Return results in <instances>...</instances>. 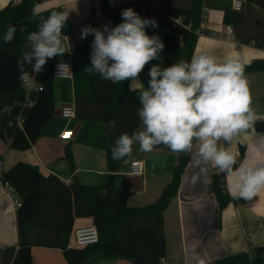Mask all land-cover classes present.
Wrapping results in <instances>:
<instances>
[{
    "label": "trees",
    "instance_id": "obj_1",
    "mask_svg": "<svg viewBox=\"0 0 264 264\" xmlns=\"http://www.w3.org/2000/svg\"><path fill=\"white\" fill-rule=\"evenodd\" d=\"M39 1L12 0L0 8V92L22 94L26 91L17 68V60L24 53L21 46L27 42L28 36L22 31L21 22L34 13ZM101 8L114 21L122 20L121 12L126 8L134 9L142 19L154 18L158 27H148L146 32L149 36L165 30L164 56L146 65L143 69L146 74L149 75L152 64L168 67L180 59L191 60L200 33L204 0H133L117 6H111L108 0H101ZM224 22L232 25L240 43L264 48V0H246L241 11L226 10ZM9 25L15 26L16 33L10 43H5L2 36ZM89 25L99 28L95 18L89 19ZM93 39L89 35L71 52L74 102L78 119L99 121L108 133V180L101 185L66 184L57 176L44 174L25 161L3 170L1 179L13 185L21 206L17 209L19 248H0V264H32L33 246L61 248L68 264H91L100 259L116 258H126L134 264H163L167 252L164 211L178 194L189 156L179 153L180 161L173 170L172 179L156 200L144 205L128 204L131 191L115 183V172L123 159H112L111 146L122 132L131 134L140 125L137 115L139 89H131L130 80L114 84L98 73L83 71L91 64ZM239 61L244 73L264 71V58L250 63ZM26 69L31 72L30 66L26 65ZM34 77L43 88L37 102L24 109L22 126L16 129L11 141L15 149L30 148L54 112L53 78L46 67ZM112 120L116 122L115 127L109 125ZM255 128L264 132V121H257ZM156 147L169 150L164 145ZM135 152L136 146L132 154ZM244 153L242 143L237 166ZM66 158L74 167L69 147ZM224 180L221 174H214L212 179L211 190L216 196L219 211L231 201H245L233 198L225 189ZM82 216L93 218L92 222L99 231V241L84 247L70 246L75 218ZM263 251L262 247H254V252L258 254ZM242 260L238 257L233 264Z\"/></svg>",
    "mask_w": 264,
    "mask_h": 264
},
{
    "label": "crops",
    "instance_id": "obj_2",
    "mask_svg": "<svg viewBox=\"0 0 264 264\" xmlns=\"http://www.w3.org/2000/svg\"><path fill=\"white\" fill-rule=\"evenodd\" d=\"M12 0H0V8ZM16 1V0H13ZM109 1V0H108ZM133 0H112L111 6H117ZM233 0H204L203 17L199 37L193 55L210 54L218 60L234 57L245 63L264 58V48L253 44L240 43L235 32H227L224 22L226 10H234ZM97 5L96 9H93ZM53 11L69 13V20L63 28V34L69 37L65 42L66 52L62 57L51 58L45 67L54 83V112L50 120L42 128L36 142L28 149H15L11 146L12 138L23 123V112L26 106H33L39 97L36 87L27 89L22 94L0 92V179L3 170L11 168L19 161H25L44 174H53L66 184L80 182L90 185H101L108 180L109 168L106 148L109 136L103 124L96 120H80L77 117L66 119L61 108L74 103L73 79L54 78L52 67L54 62L71 55L80 39L81 28L89 25V19L95 18L97 23L111 19L101 8V0H40L34 13L22 20L21 27L25 34L38 30L43 20ZM114 26L121 21H114ZM163 43L165 30H159ZM23 52L30 51L31 46L24 42ZM164 56V49L159 54ZM249 81L252 97V108L257 119L250 129L234 137L225 145L238 158L241 144L245 146L242 161L246 165L264 162V132L255 128L257 121H264V71L244 73ZM149 75L142 71L138 80L148 86ZM129 82L131 89H139L140 82ZM39 84V83H37ZM41 85V84H39ZM73 129L71 139H63L60 133L64 129ZM140 128V125L136 130ZM135 130V131H136ZM223 143V141H221ZM136 152L122 160L115 172V183L118 187L131 191L128 198L130 206L144 205L153 202L171 181L173 170L180 161V154L155 147L151 152ZM71 149L74 167L66 158L67 148ZM141 159L144 172L140 176L131 174V162ZM239 163V164H240ZM239 166V165H238ZM207 176L199 174L193 166L191 158L187 160L181 178L179 191L164 211V230L167 241V252L163 264H233L234 259L242 258L237 264H264V251L254 252V247L264 249V190L252 200L228 203L219 211L218 202L211 190L212 179L219 169L207 165ZM199 178L193 182V177ZM133 177V178H132ZM224 186L230 177L224 176ZM132 185L137 187H131ZM14 198L0 185V248H19L18 217ZM90 216L76 217L72 230L70 246L75 230L78 227L93 223ZM195 245V248H193ZM32 264H68L61 248L33 246L31 248ZM91 264H134L126 258L100 259Z\"/></svg>",
    "mask_w": 264,
    "mask_h": 264
},
{
    "label": "clouds",
    "instance_id": "obj_3",
    "mask_svg": "<svg viewBox=\"0 0 264 264\" xmlns=\"http://www.w3.org/2000/svg\"><path fill=\"white\" fill-rule=\"evenodd\" d=\"M121 17L122 22L114 27L88 25L80 32L81 40L94 37L91 64L83 71L98 73L114 84L139 81L145 66L159 60L165 47L158 34L149 36L146 32L148 27H158L154 18L142 19L132 8L123 9ZM68 20V12L53 11L38 30L28 34L31 50L17 60L22 83H30L43 72L49 59L68 52L65 42L69 37L62 31ZM15 33V26L9 25L2 40L10 43ZM57 69V76H62L69 66L61 62ZM149 77L147 87L139 81L140 128L117 137L111 146L113 160L131 156L135 145L145 153L164 145L172 152L189 156L199 174L207 176V165L211 164L230 177L227 189L233 198L252 200L264 190V162L237 166L236 155L225 147L257 119L251 106L249 81L238 58L220 61L210 54L193 55L190 61L180 59L168 67L152 64ZM115 124V120L109 121L111 127ZM198 178L194 176L193 182ZM198 264L205 262L199 259Z\"/></svg>",
    "mask_w": 264,
    "mask_h": 264
},
{
    "label": "built area",
    "instance_id": "obj_4",
    "mask_svg": "<svg viewBox=\"0 0 264 264\" xmlns=\"http://www.w3.org/2000/svg\"><path fill=\"white\" fill-rule=\"evenodd\" d=\"M246 0H233L232 6L233 9L236 11H241L245 6ZM97 5H94L93 9H96ZM110 25L114 27V22L112 19H106L99 22V28H103L104 25ZM227 32L232 33L234 31L232 25H226ZM201 31V30H200ZM61 62L66 63L69 66V71L67 69L64 70V75L57 76V65ZM52 76L54 78H64V79H73L74 77V64L71 55L66 57L65 59L58 60L54 62L52 67ZM27 89H31L36 87L37 89L41 90L43 88L42 85L37 84V81L34 79L30 83H23ZM62 116L66 119H72L76 117V107L74 103H68L63 105L62 107ZM60 136L63 139H71L74 136L73 129H64ZM0 165H3V161L0 160ZM144 172V163L141 159H134L131 162V174L141 176ZM220 171H218L219 173ZM0 185L9 192L12 197L14 198L15 207L18 208L21 206V201L18 198L15 188L11 185L8 181H3L0 179ZM99 241V231L97 226L94 223L88 224L86 226L78 227L75 230L74 237L72 240V246L75 247H84L89 244H93Z\"/></svg>",
    "mask_w": 264,
    "mask_h": 264
},
{
    "label": "water",
    "instance_id": "obj_5",
    "mask_svg": "<svg viewBox=\"0 0 264 264\" xmlns=\"http://www.w3.org/2000/svg\"><path fill=\"white\" fill-rule=\"evenodd\" d=\"M61 111H62V108H61ZM221 175H222V176H225V174H223V173H221ZM132 178H133V177H132ZM139 178H140V176H139ZM131 187H137V186L132 185Z\"/></svg>",
    "mask_w": 264,
    "mask_h": 264
}]
</instances>
